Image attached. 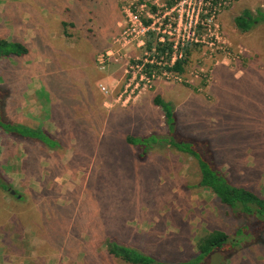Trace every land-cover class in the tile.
<instances>
[{
	"label": "rangeland",
	"instance_id": "rangeland-1",
	"mask_svg": "<svg viewBox=\"0 0 264 264\" xmlns=\"http://www.w3.org/2000/svg\"><path fill=\"white\" fill-rule=\"evenodd\" d=\"M185 1L190 7L173 13L181 20L176 38L196 40L182 48H189L185 72L149 88L140 73L132 82L125 71L142 56L138 41H113L130 5H145L146 16L174 0H0V38L30 49L27 57L0 60V85L9 78L13 88L8 117L65 141L56 153L44 152L0 130L7 185L0 188V264H122L105 255L107 235L176 262L195 254L208 231L241 236V216L198 186L191 158L153 146L139 160L122 143L125 134L206 139L234 185L264 193V176L250 170V148L264 144V23L247 33L233 24L245 10L264 12V0H225L214 19L199 16V0ZM117 48V62H101ZM156 95L172 105L171 132ZM256 255L264 264V251ZM233 259L241 264V248Z\"/></svg>",
	"mask_w": 264,
	"mask_h": 264
},
{
	"label": "trees",
	"instance_id": "trees-1",
	"mask_svg": "<svg viewBox=\"0 0 264 264\" xmlns=\"http://www.w3.org/2000/svg\"><path fill=\"white\" fill-rule=\"evenodd\" d=\"M209 4L210 11L216 13L221 9L225 0H204ZM170 4V3H169ZM210 15V14H208ZM260 22L264 23V12L257 10L255 15L245 10L236 15L233 19L235 28L241 33H247ZM145 23H148L145 21ZM172 44L169 42L159 43L154 34L150 33L147 37L145 50L151 52L154 48L159 54L171 53ZM30 54L29 47L16 40H6L0 38V60L20 59ZM189 48H185L183 58L177 60L172 66H165L164 70L176 75H182L185 72V66L188 63ZM146 70L151 73L155 66L146 65ZM9 77V73H8ZM7 82V83H6ZM11 81L5 78L3 85H0V130L7 136L16 141L37 146L44 152H57L64 146V139L48 133L42 128H33L24 124L13 123L8 117V108L11 99L10 87ZM87 103H90V95L87 93ZM10 100V102H9ZM153 104L158 107L163 115L167 130H174L172 105L164 101L159 95H156ZM1 138V134H0ZM122 143L125 146H132L139 153V160L146 157L142 152L144 148L153 146L171 148L178 152L181 157L191 158L197 166L199 172V184L201 188L210 191L220 204L226 206L235 216H241V236L231 239L230 235L221 229H213L203 236L197 238L196 252L189 259L170 262L168 260H159L145 252L133 247L120 244L115 236L107 235L105 255L111 260H116L122 264H226L227 262L235 264L234 255L241 248V264H261L256 260V254L263 256L264 251V193L251 184L237 186L223 174L218 168L217 163L220 159L214 156L205 147L206 139L197 140L190 137L191 140H180L171 135L163 137L161 141L156 142L154 136L135 137L125 134L122 137ZM199 141L198 145L196 142ZM241 148V147H239ZM253 151V168L250 169L253 175L264 176V144L261 147L250 148ZM231 158V157H229ZM235 165L238 164L237 161ZM259 175V176H260ZM0 174V188L7 190V185L2 182ZM19 197V196H18ZM107 230V228H105ZM104 235V234H103Z\"/></svg>",
	"mask_w": 264,
	"mask_h": 264
},
{
	"label": "built area",
	"instance_id": "built-area-1",
	"mask_svg": "<svg viewBox=\"0 0 264 264\" xmlns=\"http://www.w3.org/2000/svg\"><path fill=\"white\" fill-rule=\"evenodd\" d=\"M190 4V3H189ZM189 4L185 0H174V3L171 5L168 4L162 5L161 8H156L152 6V11L147 12L146 16L141 14V10L145 5H140L139 7L129 6L125 11V26L122 33L114 39L113 43L119 47L120 44H124L126 41L130 42L131 40L138 41V47L143 48L141 58H136L132 60V63L128 65L126 63V72L131 74L132 82L136 80L135 73H140L139 82H144V87L148 86L150 88V83L159 79V77H164L166 79H178L179 75L170 73L164 70L165 66H172L177 60L183 58L182 48L185 43L190 42L194 43L193 37L187 38H176L177 35V26L181 21L179 16L175 17L174 12H179L183 9L189 8ZM200 7L197 8V13L199 16L205 19H214V12L210 11L209 4L205 3L204 0H199ZM210 14V15H208ZM199 20H195V28ZM147 21L148 23H145ZM152 33L157 38V42L165 43L169 42L172 44L171 53L167 52L164 54H159L153 48L151 52L145 50L146 41L148 35ZM194 35L188 34V36ZM123 46V45H121ZM115 52V54H114ZM120 50H111L106 52V56H102L101 62H117L118 57L120 56ZM146 65L155 66L157 70H153L149 73L146 70ZM129 71V72H128ZM131 78L129 80H131ZM130 85V84H129ZM135 88L138 87V82L134 85ZM104 90V88H103ZM127 101V100H126ZM125 101V103H126Z\"/></svg>",
	"mask_w": 264,
	"mask_h": 264
},
{
	"label": "water",
	"instance_id": "water-1",
	"mask_svg": "<svg viewBox=\"0 0 264 264\" xmlns=\"http://www.w3.org/2000/svg\"><path fill=\"white\" fill-rule=\"evenodd\" d=\"M12 194H13V192H12Z\"/></svg>",
	"mask_w": 264,
	"mask_h": 264
}]
</instances>
